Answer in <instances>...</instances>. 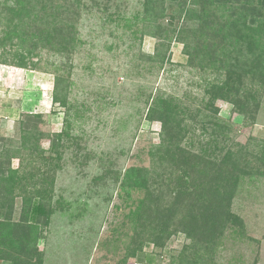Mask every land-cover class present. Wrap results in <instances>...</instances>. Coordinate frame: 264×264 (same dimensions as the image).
Listing matches in <instances>:
<instances>
[{"label": "rangeland", "instance_id": "obj_1", "mask_svg": "<svg viewBox=\"0 0 264 264\" xmlns=\"http://www.w3.org/2000/svg\"><path fill=\"white\" fill-rule=\"evenodd\" d=\"M31 1L35 16L70 25L71 41L69 51L61 53L38 44L39 70L0 64V218L17 222L28 209L25 193H32V188L21 193L11 180L28 169L16 149L24 132L20 126H34L45 158L54 156L51 141L65 126L70 139L58 148L62 155L50 173L54 181L45 207L51 214H41L37 222L28 219L37 225L31 231L36 245L22 256V264H193L191 254L180 263L190 240L173 228L162 232L158 247L146 242L139 250L131 242L142 227L129 215L144 192L120 199L122 177L132 167L151 166L147 151L159 145L161 128L157 121L147 122L146 115L157 98L201 121L204 127L186 119L195 139L209 141L214 125L207 123L213 113L203 109L211 96L206 85L221 86L227 68L238 66L241 52L247 53L245 43L230 44L236 38L227 28L233 20L264 23V0ZM39 28L35 23L26 35ZM180 32L189 55L173 36ZM55 69L63 77L57 93ZM236 77L246 96L258 90L254 102L248 100V110L254 107L250 116L218 98L213 107L229 129L219 146L243 161L244 175L226 203L229 219L221 221L213 242L198 245L202 254L196 264H264V88ZM5 140L13 142L15 153L3 149ZM189 143L186 138L180 147L188 149ZM32 166L45 172L41 162ZM10 181L15 188L4 191Z\"/></svg>", "mask_w": 264, "mask_h": 264}, {"label": "trees", "instance_id": "obj_2", "mask_svg": "<svg viewBox=\"0 0 264 264\" xmlns=\"http://www.w3.org/2000/svg\"><path fill=\"white\" fill-rule=\"evenodd\" d=\"M190 1L195 2L196 0ZM41 6L44 8L45 2H42ZM193 11L190 9L187 12L188 17L192 15ZM35 23L40 28L37 29V34L33 33L29 37L26 34L30 32ZM231 23L233 25L228 26L227 32L234 33L235 37H231L236 39L232 40L230 44L233 43L241 47L240 43H245L247 53L241 52L244 58L237 64L238 66L227 68L225 82L221 86L206 85L208 94L211 96L204 104L203 109L213 113L209 116L213 121L207 123H213L215 127L212 129L211 135L208 134L209 139L207 140L209 141L202 143L194 138L193 127L186 121V119H191L194 122L193 120H196L194 117L193 119L184 115L183 109L179 106L173 107L174 105H171L168 99L157 98L153 102V108L146 115L147 122L157 121L161 128L159 145L147 151L151 166L150 168L149 166L147 168L132 167L124 172L121 181L120 199L122 196L128 198L132 191L144 192L143 198L137 201L132 214L129 215L132 221L137 222V226L142 227L131 242L138 243L139 250L146 242L158 247L164 237L163 233L173 228L175 233L180 232L190 240V243L185 245L184 251L181 252L180 263L187 262L186 254H191V260L193 264H196L202 254L199 252L198 245L202 242H213L216 233L222 227L221 221L229 219L225 210L226 203L232 196L233 188L244 175L243 161L235 158L230 149L219 146L221 142H225V133L229 129L226 122L219 120V109L213 107V101L218 98L229 102L239 114H243V116L249 114L250 116L254 107L248 110V100L254 102L258 90L248 94L249 89L247 88L248 96H246L241 85L238 84L239 87H237L232 78L236 75L237 80L241 81L245 76L258 89L264 88V23L248 25L246 22L241 23L238 20H233ZM69 33H72L70 25L59 24L54 17L50 22L43 17L35 16L31 0L0 2L1 65L39 70L41 62L38 59L37 50L40 49L38 44L48 47L56 53L67 52L71 41V38L68 37ZM167 36L168 34L164 40L168 41L170 39ZM173 36L185 47L189 55L188 42L183 32L173 33ZM28 40H33L36 43L27 45ZM232 50L238 49L233 47ZM53 73L55 75L54 91L57 93L63 77L57 69ZM53 102L55 105L59 104L56 95ZM59 106L65 108L64 104ZM34 116L40 118V116ZM34 116L33 118H35ZM205 118H207L206 115L203 119ZM196 121L195 125L201 124V121ZM20 128L24 132L16 149L23 153V162L26 163L24 168L28 169L22 175H17L15 179L10 178L17 181L21 193L26 192L29 188H32V193H25L26 205L29 204L28 209H23L17 222L6 216L0 218V263L4 264H22V256L30 254L31 250L35 248V235L33 237L31 231L37 225L30 223L28 219L37 222L41 214H47L46 218L51 214L50 207H45L49 204L46 202L50 199L51 185L54 181V175L50 173L55 170L54 163L60 161L59 155H62V151L58 148L64 147V142L70 139L65 126L63 132L56 135L51 141V148H55L54 156L45 158L44 151L38 147L36 133H33L35 132L34 126H32L33 129L25 130L22 124ZM206 131L202 128L201 134H206ZM186 138H189L190 141L188 149L180 147ZM5 141L8 143L6 146L3 145V149H12L13 142ZM196 147L198 151H193ZM13 153H15L14 150ZM17 154L20 153L17 152ZM37 161L41 162L45 172L32 166ZM10 182V186L4 191L12 192L11 190L15 188L14 181ZM165 196L169 198L167 202H163ZM2 205L0 202V209ZM7 205L9 208V203ZM5 215L10 216V214ZM142 233L146 234L142 237H146L143 243Z\"/></svg>", "mask_w": 264, "mask_h": 264}]
</instances>
